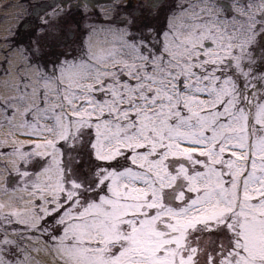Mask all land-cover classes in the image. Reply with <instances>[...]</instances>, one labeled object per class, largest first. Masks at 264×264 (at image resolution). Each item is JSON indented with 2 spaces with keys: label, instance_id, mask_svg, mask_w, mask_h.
<instances>
[{
  "label": "snow or ice",
  "instance_id": "6c2138e0",
  "mask_svg": "<svg viewBox=\"0 0 264 264\" xmlns=\"http://www.w3.org/2000/svg\"><path fill=\"white\" fill-rule=\"evenodd\" d=\"M116 7L79 54L5 48L0 264H264V0Z\"/></svg>",
  "mask_w": 264,
  "mask_h": 264
},
{
  "label": "flooded vegetation",
  "instance_id": "af4514ba",
  "mask_svg": "<svg viewBox=\"0 0 264 264\" xmlns=\"http://www.w3.org/2000/svg\"><path fill=\"white\" fill-rule=\"evenodd\" d=\"M50 2H59L61 4L70 3L73 7L65 13L66 21L60 23L59 28H53L48 39L37 37V28L32 30L31 25L38 23L33 16V10L41 4ZM120 0H0V71L3 70L5 48L9 44H15L22 38L25 44L31 43L38 46L44 58L47 59L56 53L67 52L73 55L79 54L82 36H86L89 25L97 28H104L110 25L113 19L118 18L117 13L122 9L116 7ZM190 0H165V9L179 11V5H185ZM224 3L234 2V0H222ZM244 2V0H242ZM11 5V7H7ZM76 5H80L76 7ZM49 11H51L49 9ZM23 26V27H22ZM75 30L76 36L71 41L55 38L64 37L69 30ZM9 30L15 32L14 36L10 35ZM22 33L30 35L22 36ZM5 37H8L6 40ZM94 39L97 43H106V34L98 32ZM59 44L57 47L56 45Z\"/></svg>",
  "mask_w": 264,
  "mask_h": 264
},
{
  "label": "rangeland",
  "instance_id": "374dc122",
  "mask_svg": "<svg viewBox=\"0 0 264 264\" xmlns=\"http://www.w3.org/2000/svg\"><path fill=\"white\" fill-rule=\"evenodd\" d=\"M98 45L103 46L104 44L103 43L102 44L101 43H98Z\"/></svg>",
  "mask_w": 264,
  "mask_h": 264
}]
</instances>
